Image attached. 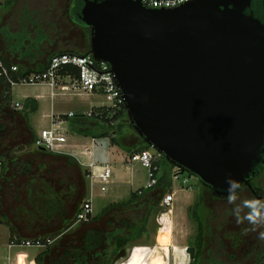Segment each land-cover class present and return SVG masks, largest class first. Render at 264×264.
I'll list each match as a JSON object with an SVG mask.
<instances>
[{"label":"water","instance_id":"obj_1","mask_svg":"<svg viewBox=\"0 0 264 264\" xmlns=\"http://www.w3.org/2000/svg\"><path fill=\"white\" fill-rule=\"evenodd\" d=\"M251 2L83 0L80 12L136 132L218 197L231 176L263 198L251 177L264 163V22Z\"/></svg>","mask_w":264,"mask_h":264},{"label":"trees","instance_id":"obj_2","mask_svg":"<svg viewBox=\"0 0 264 264\" xmlns=\"http://www.w3.org/2000/svg\"><path fill=\"white\" fill-rule=\"evenodd\" d=\"M82 5L83 0H72V4L69 7V14L74 23L84 25L89 30V27L81 20L80 12ZM16 32H6L9 40H15L14 43L11 44L12 48L21 51V46L24 45L26 49L36 47V52L39 54L44 55L47 52H45L44 49H39L38 46V42L43 41L45 36L39 34L35 37H31L28 33L24 34L23 29L19 30L17 34ZM24 40L31 41L30 45ZM89 48L90 47L83 53L90 52ZM61 52L81 53L76 50L67 49H62L59 52L50 51L48 54L49 61L53 55ZM1 56L6 64H12L3 53H1ZM19 66V72L12 73L15 78L19 75H27L32 71H41L46 68V66L38 69L29 68L24 65ZM64 69L71 71L75 75L79 72L78 68L74 65H66ZM64 71L65 70H63V72ZM11 103L12 86L4 76L0 75V209H2L5 204L11 203L13 199L11 197L4 201L1 193L3 185L2 180L7 179L10 181L13 177L21 179L24 175L34 173L31 171L32 166L27 164V162H24V165H22L20 159L23 151L26 150L28 146H32V144L35 143L38 135L27 123L28 114L39 108L38 100L35 97L25 98L23 108L21 109L13 108ZM65 117L67 119L70 117L69 126L72 132L86 136H108L112 144L118 147L123 146L130 154L151 147L139 134L140 143L129 145L124 142L126 133L131 129L135 130L130 122L125 106H123V109L112 118L114 121L113 123L110 122V119L88 116L82 111H77L71 116L65 115ZM124 124L129 126L123 129ZM161 156L163 162L159 159L157 161L159 170L157 172L158 182L156 185L143 189L142 192L133 190L127 199L109 203L101 210L99 215L93 216L91 221L81 222L79 223L80 225L69 230V227L76 222V215L71 217L65 216L70 213V208H72L75 203L79 207L81 204L83 205L86 200L85 195L83 196L81 192H78L74 194V197H72L70 201H67L65 204L63 203L60 208H62V215L65 217V223L60 229L53 232L54 234L61 233V235L53 245L47 246L42 252L37 254V263L111 264L120 249L128 247L130 242L141 238L147 233L151 215L160 211V201L164 193L172 188V168L174 164L170 163L164 155ZM84 175L87 176V170H85ZM254 177H252L251 183L259 194L264 195V187L254 183ZM199 184L202 187V192L200 193L199 199L191 205L193 206L192 209L190 208V210H188L191 218L196 222V233L190 240V245L196 247L195 258L191 261V264L198 263V259L202 256L205 248L203 235L206 223L203 218L201 207L205 206L204 197L206 190L212 192L211 188L202 181L199 180ZM8 194L10 196L11 193ZM18 194H21V192L19 191ZM214 196L218 197L216 195ZM6 217L8 219L7 222L12 220L10 215L6 214ZM3 222L6 221L4 220ZM91 222L96 223L92 224ZM11 232L12 239L17 238L19 241L28 239L18 237L12 225ZM46 239L47 238H42L43 241H46Z\"/></svg>","mask_w":264,"mask_h":264},{"label":"crops","instance_id":"obj_3","mask_svg":"<svg viewBox=\"0 0 264 264\" xmlns=\"http://www.w3.org/2000/svg\"><path fill=\"white\" fill-rule=\"evenodd\" d=\"M18 1L19 0H1L0 5L6 4L8 11H10L11 7L18 3ZM8 27V24L0 23V52L12 63H18L19 65H24L33 69L45 67L49 62V57H44L45 54L43 55L36 52V48L34 49L31 47V49H26L23 47L22 50L19 51L11 47L12 43L8 39V34H6V32L9 31ZM14 87L12 88V101L20 100L23 103L25 98L35 97L39 102V108L34 112H30L27 118V123L33 128L36 134H38L40 129L50 124V113H64V111L56 110L53 105L56 96L61 94H53L51 88L47 85L42 84V87L46 89L42 92H37L35 90L30 93L26 90H19L17 92L18 98H15L13 95L15 91ZM83 95L91 96L100 94L93 93ZM38 113H40V115H38ZM66 120L68 119L66 118ZM64 126L67 128L65 133L67 143L66 152H58L45 147H38L33 143L32 146H28V148L23 151L20 162L22 161V165H24V162L31 165V171L34 173L24 175L21 179L13 177L10 181L7 179L2 180L3 185L1 193L4 201L11 197L13 199L11 203L5 204L4 207L0 209V264H38L36 261L37 254L42 252L47 246L53 245L61 235V233L54 234L53 232L62 227L65 223V217L77 216V213L81 210L83 205L81 204L79 207L75 203L74 206L70 208V213L66 214L65 217L62 215V208H60V206L70 201L71 198L74 197V194L78 192H81L83 196L85 195V199L90 197L91 200L92 195L96 193L94 192L95 187L91 191L89 179L84 175L85 170H87L86 167L79 163L75 155L76 153L80 154V151L84 149V147L91 144L92 137L72 132L69 122H64ZM95 152L97 157L108 158L113 164V182L107 190L113 191V198L109 203L126 199L121 198L123 185L129 184L132 188L131 191L137 190L143 186L142 183L138 184L139 182L137 183L135 180V171L139 162L134 163L131 167L127 166L129 152L122 150L115 144H109L108 142L97 146ZM89 190L92 195H90ZM19 191L21 194H18ZM8 193L12 195L10 194L9 196ZM100 213L101 211L98 212V214L92 213L89 221L92 220L93 216H97ZM6 214L12 217L11 221L7 222L8 219ZM4 220L6 222H3ZM81 222L84 221H76L75 224L69 227V230L77 227ZM9 223L14 226L16 234L20 238H49L51 242H47L45 245L41 246L30 245L34 247L33 250H30L26 247L27 245L23 244L10 245L12 232ZM91 223L94 224L96 222ZM154 250L155 248L146 250V252L152 255H150L151 257L148 256L151 259L147 256H142V258L138 259L139 257L135 255L131 260H127L126 264H158L156 256L153 257V255L155 252H158L160 256V252ZM184 254L183 251V256Z\"/></svg>","mask_w":264,"mask_h":264},{"label":"rangeland","instance_id":"obj_4","mask_svg":"<svg viewBox=\"0 0 264 264\" xmlns=\"http://www.w3.org/2000/svg\"><path fill=\"white\" fill-rule=\"evenodd\" d=\"M70 5L71 0H19L18 3L8 11L7 5L1 4L0 23L8 24V30L10 32L17 31L16 34L19 30L23 29L24 34L28 33L31 37H35L39 34L45 36L43 41L38 42L39 49H44L45 52L47 51L44 57H49L48 54L50 51L59 52L62 49L76 50L83 53L88 48L90 40L89 30L84 25L76 24L70 19ZM14 41L15 40H10L12 44ZM24 41L29 45L31 43L29 40ZM17 42L21 43L20 41ZM23 47L24 45L21 46V48ZM33 48L35 49L36 47ZM14 88L15 91L13 95L15 98L19 97L17 95L19 90H26L30 93L35 90L37 92L46 90L42 87V83L19 84ZM56 90H59V88ZM102 103H104V97L102 95L87 96L61 94L56 96L53 101L55 109L64 111V113H68L71 110L75 112L87 110L93 105ZM38 115H40V113H38ZM69 119L66 120L65 123L69 122ZM128 126L129 125L124 124L123 129H126ZM124 142L129 145L140 143V138L136 130H129L126 133V137H124ZM120 148L125 150L123 146H120ZM150 148L154 150V148ZM125 151L128 152L127 150ZM161 159L163 158L160 155L159 160ZM161 162H163V160H161ZM136 168L135 180L137 183L139 182L138 184H144L148 178L147 169L140 163H138ZM184 176H188V173H184L181 179L176 182L178 186H182ZM254 183L264 187V166L258 174L255 175ZM184 184H191V186L188 187L190 190H181L177 192L173 211L168 219H164V227L157 231L160 224L158 221V211L151 215L147 233L129 244V246L134 244L154 245L151 248H155L156 251L160 252V256L158 252H155L153 255V257L156 256L158 264H191L193 260L191 259V261H189L186 257L184 258L182 244L190 245V240L196 233V222L191 218L188 210H190V208L192 209L193 206L191 205L199 199L202 187L197 177H191L187 183ZM94 189L96 193L92 195L94 207L92 213L98 214V212L108 205L113 198V191H102L98 185L95 186ZM131 190L132 188L129 184L123 185L121 198L127 199ZM241 196L250 198L255 195L251 192L249 187L245 186L242 189ZM204 199L205 206L201 207V211L203 213L205 207H207V212L210 211V216L213 215V222L211 223L216 230V237H214L213 240L211 239V242H208L206 245V249H209L208 256L206 257L205 254L201 256L197 264H264V256L262 257L263 260L258 261L254 257V254L264 247V241L257 239L255 233L245 234L242 242L237 246L225 244V242L221 243L217 240L224 231L236 228L241 229L243 225L236 224L234 217L230 214L231 206L227 203L226 197H215L210 190H206ZM29 246L30 245H27L26 247L30 250L34 249V247ZM135 255L140 259L142 256L148 257L151 254L146 252V250H141V253H134L129 259L131 260ZM150 257L148 258L151 259Z\"/></svg>","mask_w":264,"mask_h":264},{"label":"built area","instance_id":"obj_5","mask_svg":"<svg viewBox=\"0 0 264 264\" xmlns=\"http://www.w3.org/2000/svg\"><path fill=\"white\" fill-rule=\"evenodd\" d=\"M187 1L189 0H141V2L147 7L160 8L178 6ZM66 65L76 66L79 70L78 74L75 75L71 71L64 69ZM19 70V64H6L0 53V75L4 76L6 80L9 81L12 88L19 84L42 83L50 87L53 94H100L104 97V103L81 111L88 116H98L101 119H110L111 123L114 122L112 118L123 109V106H125L121 88L117 84L115 74L111 70L110 64L106 61L96 59L91 52L57 53L52 56L45 69L41 71H32L27 75H19L15 78L12 73H18ZM63 70L65 71L63 72ZM57 88H59V90H56ZM11 105L17 109L23 108V103L20 100L12 101ZM75 113L76 112L73 110L68 113H50V124L40 129L35 144L38 147H45L53 151L66 152L67 143L65 133L67 128L64 126V122L66 121L65 115L71 116ZM91 137V144L84 147V149L80 151V154L76 153L75 155L79 163L87 169V177L89 179L91 191L97 185L102 191H107L113 182V164L108 158L97 157L95 150L97 146H100L105 142H108L109 144L112 143L108 136ZM156 151V149L152 150L151 148H145L131 153L128 156V167L139 162L147 169L148 178L143 186L137 189L139 192H142L143 189L153 187L158 182L157 172L159 170V164L157 161L161 154ZM184 173L188 172L183 171L178 165L173 166L172 188L164 193L160 201L161 208L158 214V221L160 224L157 231L164 227V219L170 217L176 202L177 192L181 190H190L188 187L191 186V184L184 183H187L191 177H196L188 173V176L183 177L182 186H178L176 182L181 179ZM92 209V200L89 197L85 200L81 210L77 213L76 221H89L91 219ZM47 242H51V239L48 238L46 241H43L40 238H28L19 241L17 238H13L10 241V245L23 244L41 246L45 245ZM152 246L154 245L134 244L125 247L126 255L114 260L113 263L126 264L132 254L141 253L142 248L149 250ZM188 246V244L183 245V251L185 253L184 258L186 257L191 261L190 252L187 250Z\"/></svg>","mask_w":264,"mask_h":264},{"label":"clouds","instance_id":"obj_6","mask_svg":"<svg viewBox=\"0 0 264 264\" xmlns=\"http://www.w3.org/2000/svg\"><path fill=\"white\" fill-rule=\"evenodd\" d=\"M227 203L231 206L230 214L234 217L237 225H246L243 228L245 234L255 233L256 238L264 241V198L242 197V182L229 176Z\"/></svg>","mask_w":264,"mask_h":264},{"label":"flooded vegetation","instance_id":"obj_7","mask_svg":"<svg viewBox=\"0 0 264 264\" xmlns=\"http://www.w3.org/2000/svg\"><path fill=\"white\" fill-rule=\"evenodd\" d=\"M71 4H72V0H71ZM248 12L253 13L255 16L259 17L264 22V0H252L251 6L248 8ZM70 19H71V15H70ZM89 37H90V27H89ZM88 47L91 48L90 40H89V43H88ZM263 166H264V163L261 165L260 170H261V168ZM251 179H252V177H251ZM245 186L249 187L246 184L243 185V187H245ZM250 190H251V188H250ZM251 192H252V190H251ZM260 195H262V194H260ZM262 196L264 198V195H262ZM255 197H257V196L255 195ZM207 210H208V208L205 207V210L203 212V218H204L206 224H205V232H204V235H203L204 236L203 237V241H204L205 248H204L203 253H202V256L205 254L206 257L208 256V252H209V249H206V245H207L208 242H211V239L213 240L214 237H216V234H215L216 230L213 228L214 226L211 223V222H213V220H212L213 219V215L210 216L211 212L210 211L207 212ZM244 227H246V225L241 226V229L240 228H236V229H233V230L230 229L228 231H224L222 234H220V238H217V240H219L221 243L225 242V244H230L232 246H237L238 244H240L242 242V240H243V238L245 236V232L243 231ZM263 256H264V247H262V249L260 251H258L256 254H254V257L256 258L257 261L262 259ZM217 264H219V263H217Z\"/></svg>","mask_w":264,"mask_h":264}]
</instances>
